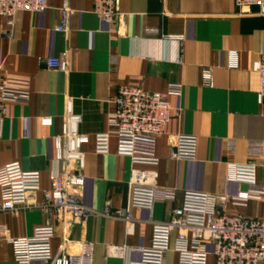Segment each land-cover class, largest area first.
Instances as JSON below:
<instances>
[{
	"label": "crops",
	"instance_id": "obj_1",
	"mask_svg": "<svg viewBox=\"0 0 264 264\" xmlns=\"http://www.w3.org/2000/svg\"><path fill=\"white\" fill-rule=\"evenodd\" d=\"M50 2L44 12L19 13L12 26L0 16V76L20 77L30 91L28 103H11L0 122V167L18 162L41 177V188L28 207L0 211V227H7L9 237H30L52 214L54 254L90 251L93 264H128L138 261L140 254L126 251L114 256L108 247L149 246L152 221L166 220L186 191L210 194L214 208V196L235 197L250 189L246 183L227 180V165L264 164V104L257 99L264 14L257 7L241 13L234 0H116L120 16L109 24L94 13V0H69L75 12L60 32L56 27L63 0ZM63 53L68 55L67 70L49 69L47 59ZM207 69L211 84L204 80ZM125 84L152 92L182 85L180 95L169 96L172 116L157 140L160 163L155 167L158 185L175 188L177 199L157 202L152 211L133 209L130 221L116 213L128 209L129 181L140 166L118 154L115 134L106 154L95 152L94 140L111 129L113 100ZM69 113L79 116L78 131L89 137L82 145L86 180L81 193L94 213L85 221L39 207L52 177L62 171L55 139L62 135ZM177 135L196 137L195 159L170 157ZM258 143L263 152L259 157L252 155ZM257 174L264 183L263 166ZM219 209L264 216V203L252 199L239 203L229 199ZM167 261L177 263L174 251ZM0 264H17L7 239L0 241Z\"/></svg>",
	"mask_w": 264,
	"mask_h": 264
},
{
	"label": "built area",
	"instance_id": "obj_2",
	"mask_svg": "<svg viewBox=\"0 0 264 264\" xmlns=\"http://www.w3.org/2000/svg\"><path fill=\"white\" fill-rule=\"evenodd\" d=\"M241 13H250L257 7L264 14V0H234ZM51 7L50 0H0V16L7 25L12 26L16 16L22 12L41 13ZM60 20L57 31L66 30L69 18L75 10L69 0H63L59 8ZM94 13L100 20L114 24L119 18L116 0H94ZM181 40V36H170ZM67 53L47 59L51 70L66 71ZM211 71H204V80L211 84ZM182 85L170 84L166 92H152L138 84L121 85L114 98L115 110L110 114L111 129L95 136V152H109L111 134L118 142V154L127 156L139 168L133 170L129 181L130 199L125 212L118 211L116 216L125 220L132 219L133 209L153 210L157 202H174L177 191L172 187L159 186L158 172L155 167L160 163L157 154V140L165 133L172 116L170 95H180ZM30 99L27 82L12 75L0 76V122L9 112L11 103L26 104ZM257 99L264 104V52L259 56V89ZM44 119V123H51ZM79 116L69 113L68 122L62 135L55 139L56 158L62 162V171L52 177L51 188L44 191V201L39 207L44 211H54L60 217L85 221L94 211L82 197L81 189L85 184V153L82 145L89 137L79 133ZM253 152V151H252ZM197 154V139L190 135H177L170 149L172 159L192 160ZM262 144L254 148L252 155L262 156ZM264 164L255 161L227 165V180L246 183L250 189L235 197L218 195L213 197L215 207L210 206L212 197L206 192L186 191L181 204L167 214L163 221H152L153 231L147 247L111 245V255L123 256L126 251L138 252V261L128 264H170L169 252L177 255L175 264H264V216L257 218L241 213L228 214L219 207L232 199L236 203L249 200L264 203V183L258 181V168ZM41 188L38 171H25L18 162L0 167V211H16L28 207L33 193ZM7 227H0V241L7 239L15 249L17 264H31L45 261L47 264H93L90 251L79 253L54 254L52 239L55 235L52 214L45 223L34 229L26 238H11ZM85 244L82 242L81 246ZM91 246L92 244L89 243ZM212 259L213 261L211 262Z\"/></svg>",
	"mask_w": 264,
	"mask_h": 264
}]
</instances>
